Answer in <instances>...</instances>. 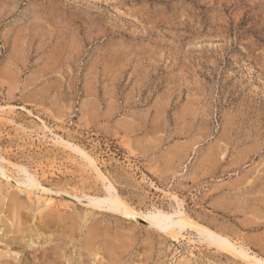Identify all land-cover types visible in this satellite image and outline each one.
Here are the masks:
<instances>
[{
  "label": "rangeland",
  "instance_id": "1",
  "mask_svg": "<svg viewBox=\"0 0 264 264\" xmlns=\"http://www.w3.org/2000/svg\"><path fill=\"white\" fill-rule=\"evenodd\" d=\"M107 183L264 259V0H0V264H244Z\"/></svg>",
  "mask_w": 264,
  "mask_h": 264
},
{
  "label": "bare ground",
  "instance_id": "2",
  "mask_svg": "<svg viewBox=\"0 0 264 264\" xmlns=\"http://www.w3.org/2000/svg\"><path fill=\"white\" fill-rule=\"evenodd\" d=\"M73 148H75V147H73ZM76 151H77V153L78 152L82 153V155L85 157V159L89 162L88 163L89 166L90 165L94 166L95 161H93L92 158L88 157L87 154H85L84 152L79 151L78 148H77ZM96 170H98V169H96ZM97 172H98L97 173V175H98L100 172L99 171H97ZM100 174H99V176L101 177ZM102 177H101L102 180L106 179V178H102ZM31 179H32V181H31L32 182L31 183L32 186L31 187H34L33 189H36L37 187H41L42 186L40 182L35 181V179H33V178H31ZM23 181H25V180H23ZM104 181H103V183H104ZM28 187H30V185ZM29 189H31V188H29ZM104 190L106 191V192L104 191L106 194H105V197L103 196L104 197L103 199L102 198L99 199V198H96V197L94 198L93 197L94 198L93 202L90 203L91 205H93L92 207H95V209L98 208L97 210H99V209L102 210V208H105L109 212H111L113 214H116V215H121V216H124V217H127V218H133V219L136 218L138 220L141 219V220L146 222L148 227L152 228L153 230L155 229L156 231H158V233L159 232L162 233V235L165 234L166 236H170L172 238H178V236H180L181 232L186 230V229L193 230L198 235L200 241L202 243L206 244L207 248H213V249H215L217 251V253L230 255L234 259L236 258V259L244 262V264L245 263L246 264H264V259L263 258L257 257L255 254L252 255L251 253H249V250L246 249L244 246L238 245L237 243H236L237 244L236 245V244H234L233 242L230 241L231 239L229 240V238L225 237L223 234L217 233L216 231H214V230H212V229H210V228H208L206 226H203V225H200V224L196 223L194 220H192L183 211V208L181 207L180 203H177L178 206H177L176 209L171 208V209H174V210H170L172 212H168V213L166 212L165 213L164 211H162V209L160 210V209H157V208H153L152 210L149 211V213H147L148 215H143L141 212H140L141 214H138V213H135L131 208H129L127 206V204L117 195L116 190L114 189V187L110 183L105 184ZM172 198H173V196H172ZM172 198H170V199H172ZM90 201H91V198H90ZM90 201H88V202H90ZM175 201H176V199L174 200V202ZM90 204H88V205H90ZM19 210H20V204L14 198L11 199L10 211H11L12 215L10 213L9 214L11 216H13V217H16L17 215H19ZM17 217L19 218V216H17ZM18 221H20V220H18ZM10 222H12V221H10ZM13 224H14V222H13ZM23 224H25V223H23ZM11 225H12V223H11ZM16 225H19V224H17V221H16ZM12 226H14V225H12ZM12 226H11V228H12ZM15 227H18V226H15ZM64 234H66V233H64ZM95 237H96V234H94V232H91L89 237H88V241H87L88 244H92L94 239H95ZM107 245H109V244H107ZM90 246H92V245H90ZM113 246L114 245H111L110 247L105 248V250H107V252H108V254L110 256L113 255L116 252V250L118 249V246L117 247H115V246L113 247ZM123 251H125V250H123ZM123 251H122V253H123ZM96 253H97V251H96ZM122 253L120 255H122ZM96 255H98V254H96ZM124 258H125V256H124ZM119 261H120V259H119Z\"/></svg>",
  "mask_w": 264,
  "mask_h": 264
}]
</instances>
